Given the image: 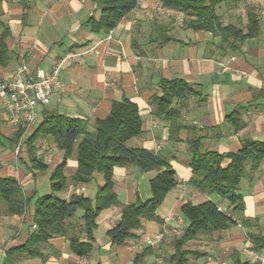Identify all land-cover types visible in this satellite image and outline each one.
Listing matches in <instances>:
<instances>
[{
	"label": "crops",
	"instance_id": "obj_1",
	"mask_svg": "<svg viewBox=\"0 0 264 264\" xmlns=\"http://www.w3.org/2000/svg\"><path fill=\"white\" fill-rule=\"evenodd\" d=\"M254 5L250 0H223L217 13L224 27L246 28L248 10ZM258 11L260 34L232 50L219 35L187 29L184 22L188 18L183 13L165 9L157 0H138L137 8L116 28L101 33H93L84 25L92 17L100 18L101 11L93 0H0V35L7 32L10 56L9 63L0 68L1 79H9L20 64L33 73L50 71L67 55H77L64 63L51 103L40 109L35 128L24 133L20 154L0 141V178L17 179L32 200L21 216L8 215L0 203V264L5 263L8 250L24 245L35 230L34 207L43 197L38 196L43 174L28 169L24 142L48 113L80 118L93 125L109 115L113 101L128 98L139 107L143 123L142 135L130 140L128 146L162 156L175 171L178 185L157 210L158 220L144 221L137 232L139 238L112 247L108 231L120 220L122 208L138 199L149 201L153 197L150 181L163 171L117 167L114 183L118 204L100 214L88 257L74 255L68 238L59 237L42 246L43 257H20L16 264H170L176 252L175 240L188 226L181 212L184 204L212 202L220 210H228L219 195L204 194L191 184L190 143L200 140L204 151L235 154L246 139L264 142V16ZM110 34L112 39L108 40ZM94 47L96 52L91 51ZM163 80H184L199 95L175 101L171 106L175 113H164L157 100L163 96ZM0 121L2 139L18 130L11 126L1 103ZM35 147L49 166L43 173L50 178L64 154L48 138H42ZM228 164L226 160L223 165ZM77 165L75 156L68 160V185L62 199L69 200L74 194L94 198L104 184L98 174L90 184H73ZM241 193L244 211L235 217L236 225L201 233L186 244L185 250L196 252L188 264H234L237 257L242 262L264 264V254L251 249L249 238L252 233L264 234V160L260 169L242 182ZM81 215L79 212L71 223L85 241ZM160 234L161 241L148 243V238L154 240ZM250 252L263 260H256Z\"/></svg>",
	"mask_w": 264,
	"mask_h": 264
},
{
	"label": "trees",
	"instance_id": "obj_2",
	"mask_svg": "<svg viewBox=\"0 0 264 264\" xmlns=\"http://www.w3.org/2000/svg\"><path fill=\"white\" fill-rule=\"evenodd\" d=\"M101 11L100 18L92 17L85 27L93 33L109 32L116 28L120 21L134 11L138 0H93ZM168 10L183 13L187 29L211 32L219 35L232 50H238L247 39L258 36L262 29V19L256 7L248 10L246 28L234 25L224 27L217 13L223 0H157ZM6 34L0 35V68L10 60L6 45ZM163 96L157 98L160 110L164 113H175L171 108L175 101H184L198 96L197 89L184 80H163ZM230 121H234L230 116ZM1 125V121H0ZM25 130L18 129L11 137L2 139L1 144L16 148L24 136ZM143 133V123L139 107L128 98L113 101L111 112L104 119H97L92 125L80 118L48 113L37 127L35 133L25 139L29 165L33 172H47L48 164L37 155L35 144L42 138L51 139L58 150L63 152L62 162L51 172V194L37 199L34 207L33 224L35 230L26 243L6 252L4 264H16L20 257L36 259L43 257L42 246L50 240L67 237L70 250L80 258L90 255L95 241L94 231L100 214L118 204L115 191L114 171L117 167L132 166L142 172L162 171L150 181L153 197L142 202L125 205L121 210L118 223L108 231L112 247L124 245L128 240L137 239V232L143 228L146 219L158 220L157 210L163 204L166 195L178 185L175 171L160 155L145 149L131 148L128 142ZM21 152V151H20ZM193 177L191 184L204 194H217L228 204V210H220L216 204L207 202L195 206L188 202L182 206V215L188 226L175 240L176 252L170 264H188L189 257L196 254L184 247L198 238L201 233L224 231L236 225L235 217L242 216L244 196L241 193L242 182L258 171L264 160V142L246 139L237 153L219 154L201 149L200 140L190 143ZM20 154V153H19ZM18 154V155H19ZM76 157L77 170L71 181L75 185H87L95 180V175L103 178V186L98 188L94 198L83 194H74L69 200L59 194L67 189L68 178L65 169L68 160ZM229 164L224 166V162ZM22 185L14 177L0 178V203L8 215H24L31 205ZM82 212L81 233L74 232L71 221ZM248 225V222H246ZM251 249L264 254V234H250ZM234 264H253L234 259Z\"/></svg>",
	"mask_w": 264,
	"mask_h": 264
},
{
	"label": "built area",
	"instance_id": "obj_3",
	"mask_svg": "<svg viewBox=\"0 0 264 264\" xmlns=\"http://www.w3.org/2000/svg\"><path fill=\"white\" fill-rule=\"evenodd\" d=\"M111 39L112 34L108 36V40ZM91 51L96 52V47ZM76 57V54H69L50 71L37 70L35 73L27 65L20 64L9 79L0 78V103L11 126L25 132L35 128L40 109L50 105L54 90L59 86V76L64 63ZM20 151L21 144L15 149L17 155ZM162 238V234L157 235L154 240L148 238V243L153 245ZM250 255L258 261L263 260V257L255 252H250Z\"/></svg>",
	"mask_w": 264,
	"mask_h": 264
},
{
	"label": "rangeland",
	"instance_id": "obj_4",
	"mask_svg": "<svg viewBox=\"0 0 264 264\" xmlns=\"http://www.w3.org/2000/svg\"><path fill=\"white\" fill-rule=\"evenodd\" d=\"M250 4H255L254 6H256L263 14L264 16V0H250ZM1 139V138H0ZM40 146V145H39ZM41 147V146H40ZM40 174H43L42 176ZM38 175H40L42 178V185L43 187H41L38 191V196H47L51 194V186H50V178L48 177V174H44L43 172H39ZM98 176H101L98 174ZM102 178V176H101ZM59 196L61 197V194H59ZM0 263H1V256H0Z\"/></svg>",
	"mask_w": 264,
	"mask_h": 264
}]
</instances>
